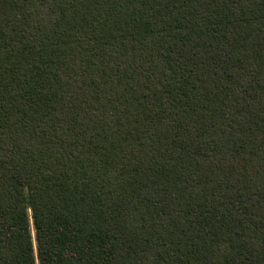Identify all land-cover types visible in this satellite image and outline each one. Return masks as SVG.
<instances>
[{
  "label": "trees",
  "instance_id": "obj_1",
  "mask_svg": "<svg viewBox=\"0 0 264 264\" xmlns=\"http://www.w3.org/2000/svg\"><path fill=\"white\" fill-rule=\"evenodd\" d=\"M0 264H264V0H0Z\"/></svg>",
  "mask_w": 264,
  "mask_h": 264
}]
</instances>
